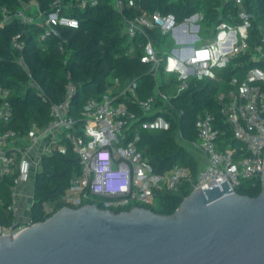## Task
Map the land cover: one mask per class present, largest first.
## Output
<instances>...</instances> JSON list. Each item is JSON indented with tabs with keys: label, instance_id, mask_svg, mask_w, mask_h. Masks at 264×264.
<instances>
[{
	"label": "built area",
	"instance_id": "1",
	"mask_svg": "<svg viewBox=\"0 0 264 264\" xmlns=\"http://www.w3.org/2000/svg\"><path fill=\"white\" fill-rule=\"evenodd\" d=\"M228 1L223 0V3ZM235 2L240 7L235 23L223 21L208 28L203 25L205 14L202 11L182 21L174 14L148 11H142L134 18H124L122 31L129 41L135 43L139 37L145 40L138 46L132 44L127 54L134 56L138 48L143 49L141 61L150 64L155 80L153 94L140 98L137 78L123 83L121 78L114 77L101 97L89 99L80 115L74 116L71 100L76 86L70 80L65 100L52 104L49 124L44 130H35L27 146H19L20 137L8 128L13 119L11 91L0 85V176L14 175L12 201L8 207L14 222L8 229L0 226L1 239L26 227L20 217L21 188L33 184L29 197L32 206L35 179L42 172L43 158L65 153L66 142L78 155L82 172L71 180L66 194L61 197L59 204L63 207L95 204L89 202L97 196L108 199L105 209L125 211L141 207L139 205L154 206L158 193L173 192L183 185H188L192 191L216 185L222 190L221 183L227 182L231 193H238L244 181L262 177L264 69L251 68L242 79L226 80L223 77L233 60L249 51L252 61L264 60V47L251 50L248 44L251 14L243 7L244 0ZM98 4L99 0H72L70 4L55 0L48 14L41 11L36 0L15 12L3 7L0 28L13 20L40 24L44 32L37 42L44 47L56 27L79 28V20L70 13ZM113 4L115 10L123 14L124 0H113ZM219 13L222 19L221 9ZM262 42L264 44V38ZM25 45L20 34L12 39L13 50L22 52ZM17 64L27 72L30 85L46 101L24 58L20 57ZM64 64L68 65L67 59ZM163 72L175 74L178 79L174 97L182 94L194 80H207L220 87L216 102L223 122L218 123L211 112L204 111L196 122L197 140L186 139L181 129L176 131L179 144L195 155L200 154L196 174L182 165H175L166 173H157L140 148L141 130L169 131L172 127L169 115L184 113L172 104V96L162 90ZM68 77L71 78L70 72ZM134 108L142 111V115ZM225 125L232 130V141L226 136ZM38 146H41L38 155L32 156ZM57 209H61L58 204L44 206L47 215Z\"/></svg>",
	"mask_w": 264,
	"mask_h": 264
},
{
	"label": "trees",
	"instance_id": "2",
	"mask_svg": "<svg viewBox=\"0 0 264 264\" xmlns=\"http://www.w3.org/2000/svg\"><path fill=\"white\" fill-rule=\"evenodd\" d=\"M33 0H0L1 9L6 7L11 12L22 9ZM41 11L48 14L55 0H36ZM65 4L72 0H61ZM123 14L118 13L113 0H99L94 7L75 10L70 13L79 22V28L56 27L62 39L52 34L44 47L39 46L37 39L44 32L40 24H24L13 20L4 28H0V85L11 91L10 102L13 107V119L9 127L17 137L27 138L35 130H44L50 122L52 104L62 103L66 96V87L70 80L76 86L71 100V113L79 116L89 99L99 98L107 90L111 78L119 77L123 83L137 78L138 96L147 98L155 88L154 76L150 72V64L143 63V49L138 48L134 56L127 54L132 45L144 43L139 37L131 43L123 34L124 18H134L142 11L174 14L179 21L195 12L205 14L203 25L208 28L220 22L235 23L240 7L235 0L223 3V0H124ZM244 9L251 14L252 25L249 29L248 44L253 50L263 46L264 38V0H244ZM222 19H220V11ZM18 34L23 36L26 45L22 52L13 50L12 39ZM63 47V50H61ZM23 57L28 65L33 80L41 87L43 101L37 91L30 85V77L22 69L17 60ZM68 60V65L64 60ZM264 69L263 61H252L251 52L235 58L223 77L242 79L251 68ZM71 73V78L68 73ZM162 90L171 95V102L177 109L183 110L180 116L170 114L172 127L169 131L141 130L140 148L144 150L153 169L157 173H166L175 165L189 167L196 174L200 167V159L193 152L178 143L176 131L181 129L186 139L197 140L196 122L204 111L211 112L218 123L223 122L216 96L220 91L217 83L207 80L191 81L188 88L179 96L174 97L178 85L175 74L162 73ZM134 110L142 115V111ZM173 117V118H171ZM228 139L232 141V130L223 126ZM234 145L237 142L233 140ZM65 153H57L43 158L42 172L36 176L34 186V203L31 206L30 223L45 221L51 215L44 212V206L58 204L66 194L71 180L79 176L82 166L72 145L66 142ZM14 175L0 176V226L8 229L13 225L14 218L8 211L12 201ZM262 190L261 178L244 181L238 193L257 197ZM192 189L183 185L173 192H160L154 206L139 205L151 209L160 215H172L182 201L188 197ZM108 199L93 197L89 203H95L104 209ZM58 210V209H57ZM131 210L127 208L125 211ZM119 213L120 209H113Z\"/></svg>",
	"mask_w": 264,
	"mask_h": 264
},
{
	"label": "water",
	"instance_id": "3",
	"mask_svg": "<svg viewBox=\"0 0 264 264\" xmlns=\"http://www.w3.org/2000/svg\"><path fill=\"white\" fill-rule=\"evenodd\" d=\"M261 180L257 197L227 182L194 190L172 215L63 207L0 238V264H264Z\"/></svg>",
	"mask_w": 264,
	"mask_h": 264
},
{
	"label": "crops",
	"instance_id": "4",
	"mask_svg": "<svg viewBox=\"0 0 264 264\" xmlns=\"http://www.w3.org/2000/svg\"><path fill=\"white\" fill-rule=\"evenodd\" d=\"M30 137L27 138H20L18 141L19 146H27L30 141ZM41 146H38L34 152L32 153V156H36L39 153V149ZM200 159V157H199ZM32 186L33 184H26L21 188V191L23 193L22 197V203H21V223H23V226H27L30 219H31V200L29 199L30 194L32 193Z\"/></svg>",
	"mask_w": 264,
	"mask_h": 264
},
{
	"label": "rangeland",
	"instance_id": "5",
	"mask_svg": "<svg viewBox=\"0 0 264 264\" xmlns=\"http://www.w3.org/2000/svg\"><path fill=\"white\" fill-rule=\"evenodd\" d=\"M200 155V154H197V156Z\"/></svg>",
	"mask_w": 264,
	"mask_h": 264
}]
</instances>
